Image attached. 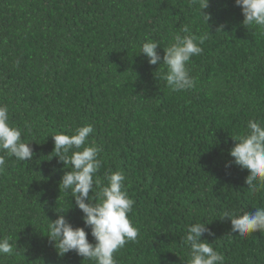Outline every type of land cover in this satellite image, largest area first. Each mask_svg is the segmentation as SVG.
Returning <instances> with one entry per match:
<instances>
[{
    "label": "trees",
    "instance_id": "1",
    "mask_svg": "<svg viewBox=\"0 0 264 264\" xmlns=\"http://www.w3.org/2000/svg\"><path fill=\"white\" fill-rule=\"evenodd\" d=\"M206 2L0 0V105L34 154L17 161L0 153V240L13 248L0 264H95L75 251L61 256L47 237L50 221L64 215L95 243L60 188L71 169L55 157L51 137L87 125L102 161L93 202L116 171L134 201L128 218L138 236L114 254L116 264H189L183 239L197 222L214 233L202 240L223 264H264V233L242 238L224 219L264 207V188L245 183L249 172L226 167L232 136L249 120L264 125V30L243 24L235 0L202 9ZM185 25L207 39L187 64L194 86L172 92L163 59L150 65L140 49L157 42L163 58Z\"/></svg>",
    "mask_w": 264,
    "mask_h": 264
},
{
    "label": "clouds",
    "instance_id": "2",
    "mask_svg": "<svg viewBox=\"0 0 264 264\" xmlns=\"http://www.w3.org/2000/svg\"><path fill=\"white\" fill-rule=\"evenodd\" d=\"M242 9L243 24L246 27L258 26L264 30V0H235ZM209 0L202 3V9L208 7ZM207 24L210 16L203 15ZM184 35L177 34L170 46L164 48L163 58L157 49V42H144L140 55L148 58L150 65H157L163 59L167 67L163 79L172 92L191 89L195 80L190 76L187 64L193 56L200 55L203 49L199 46L207 39V35L196 37L190 34L188 26L181 29ZM94 131L91 125L75 129V134H55V157H58L70 171H65L60 188L70 191L75 205L83 212L84 225L91 229L95 243H90L85 228H74L65 218L59 215L48 224V239L55 244L58 253L63 256L75 251L79 256L94 261L95 264H116L114 254L127 242L135 241L138 229L133 226L129 217L134 201L125 189V176L116 171L107 175V185L95 192L97 202H93L90 193L95 191L99 181H94L95 174L100 170L102 161L98 158L99 149L88 146V137ZM19 128L9 123V109L0 105V153L15 157L17 161L33 158L31 144L22 141ZM236 142L229 155L234 158L232 163L245 169L249 175L245 179L248 189L255 192L264 188V125L256 120L247 122L243 134L233 137ZM71 153V154H70ZM4 155H0V166H3ZM231 222V231L240 237L260 232L264 233V207L256 208L255 213L242 214L224 213V219ZM207 233L214 235L206 223H194L188 226L183 243L190 248L189 264H223L224 256L213 249L211 244L202 240ZM13 251L8 239L0 240V255Z\"/></svg>",
    "mask_w": 264,
    "mask_h": 264
}]
</instances>
